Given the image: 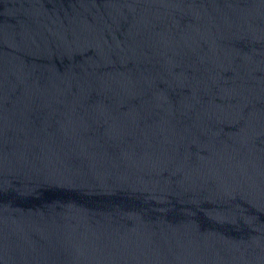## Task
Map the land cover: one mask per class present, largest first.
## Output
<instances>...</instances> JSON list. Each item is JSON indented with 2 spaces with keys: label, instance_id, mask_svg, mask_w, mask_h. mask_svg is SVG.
<instances>
[{
  "label": "water",
  "instance_id": "95a60500",
  "mask_svg": "<svg viewBox=\"0 0 264 264\" xmlns=\"http://www.w3.org/2000/svg\"><path fill=\"white\" fill-rule=\"evenodd\" d=\"M0 264H264V0H0Z\"/></svg>",
  "mask_w": 264,
  "mask_h": 264
}]
</instances>
